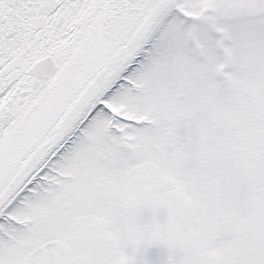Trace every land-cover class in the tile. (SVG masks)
<instances>
[{
    "label": "snow or ice",
    "instance_id": "obj_1",
    "mask_svg": "<svg viewBox=\"0 0 264 264\" xmlns=\"http://www.w3.org/2000/svg\"><path fill=\"white\" fill-rule=\"evenodd\" d=\"M0 264H264V0H0Z\"/></svg>",
    "mask_w": 264,
    "mask_h": 264
}]
</instances>
